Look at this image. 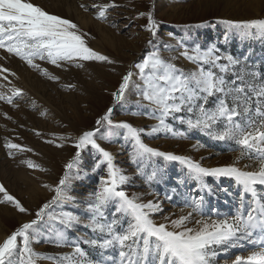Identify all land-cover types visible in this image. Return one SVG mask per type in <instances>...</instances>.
<instances>
[{"label": "snow or ice", "instance_id": "obj_1", "mask_svg": "<svg viewBox=\"0 0 264 264\" xmlns=\"http://www.w3.org/2000/svg\"><path fill=\"white\" fill-rule=\"evenodd\" d=\"M129 2L135 11L134 0ZM128 6L120 0L78 5L115 32L122 29L113 12ZM123 19L129 21L125 29L144 20L140 28L149 35L145 52L127 65L93 47L96 37L72 17L37 0H0V105L19 112L23 102L44 118L51 112L6 66L13 59L68 93L78 85L63 83L58 72L98 64L117 77L114 86L104 89L110 105L90 127L47 134L30 129L44 143L73 152L55 182L40 183L50 196L35 207L0 182V206L15 217H27L17 219L0 238V264H264V53L252 46L258 42L264 49V17L219 19L225 31L208 42L191 30L210 21L185 24L179 38L167 33L175 43L161 38L164 22L154 3ZM234 39L249 48L232 52ZM180 58L191 67L178 66ZM118 108L154 123L138 126L114 119ZM0 117L16 125H0L12 134L2 138L7 157L29 170L48 171L26 156L32 147L18 142L23 139L18 129L25 124L2 108ZM193 135L238 154L211 166L204 156L162 150L145 141ZM116 141L128 150L131 174L104 146ZM207 147L201 139L191 145L195 152ZM93 178L95 187L84 199L73 195L77 183ZM136 180L146 191H129L137 187ZM80 229L85 233L75 234ZM41 242L70 251L41 252L34 247Z\"/></svg>", "mask_w": 264, "mask_h": 264}, {"label": "rangeland", "instance_id": "obj_2", "mask_svg": "<svg viewBox=\"0 0 264 264\" xmlns=\"http://www.w3.org/2000/svg\"><path fill=\"white\" fill-rule=\"evenodd\" d=\"M37 2L78 21L96 37L92 42L93 47L123 61L125 65L139 58L145 52L149 35L140 28V25L145 23L142 19L125 29L124 25L129 24V21L123 19V16L135 15V11L143 10L153 3L155 4L157 17L164 22L161 25L160 36L166 42L171 43H175V41L169 40L167 33H175L176 37L179 38L185 33L183 28L185 24L195 25L205 20L210 21L211 23L204 28H193L191 30L200 41L208 42L218 40L225 31L224 25L216 23L219 19L264 17V0H134L135 11L129 0H120L121 3L129 6L113 12V16L122 29L121 32H115L106 25L95 21L90 13H84L78 7L82 2L91 4L93 0H37ZM249 46L248 43L241 45L239 41L234 39L231 42V51L234 53L240 52L249 48ZM252 46L257 54L264 53V49L261 48L258 42L252 44ZM165 55H168V53H165ZM176 62L178 66L191 67L183 58L178 59ZM6 66H10L14 71H17V74L21 77L19 84L25 87L30 95L34 96L42 105L51 110L49 116L44 118L37 113H33L23 102H21L22 110L19 112L10 109L7 105H0V108L9 111L14 119H19L21 123L25 124V128L18 129L23 137L18 142L25 143L34 150L33 153H27L26 156L48 169L45 172L29 170L25 166H18V160L14 161L7 157L2 147V138L5 135L12 134L0 127V182H4L10 191L18 197L24 198L26 203L35 207L38 200L50 196L48 192L40 187V183L43 181L55 182L62 171L63 163L70 158L73 149L67 147L64 150H58L54 146L44 143V140L37 137L30 129L35 127L42 133L47 134L50 132L71 131L74 127H90L95 116L102 113L110 105V97L104 89L114 86L117 77L109 74L105 67L98 64L88 65L85 70L73 69L68 72H58L57 74L61 75L63 83H76L78 85L77 91L68 93L61 90L57 84L46 81L38 74L26 71L17 59H13L10 65ZM89 76H91V79H89ZM85 105H87L86 110L84 109ZM113 118L129 120L138 126L154 123V121L147 120L143 116H133L119 108L115 111ZM57 121L60 124H68L69 128L67 130L61 128ZM4 124H7L8 128L16 127L12 122L0 117V125ZM45 138H47V135ZM197 139L203 140L208 144V147L201 149L199 152L193 151L191 145ZM145 141L151 146L159 147L162 150L190 154L196 158L204 156L206 157L204 163L211 166L231 162L238 154L229 151L225 145L208 142L206 138L199 135H193L191 138L183 140L166 136L145 137ZM104 146L115 154L118 164L126 168L131 174L133 167L128 163L127 148L123 147L119 141L105 143ZM210 153L211 155H209ZM172 171H176V166H173ZM135 183L137 187L130 188V192L146 191V189L139 187V180H136ZM224 183L228 184L229 182L225 181ZM94 187V178L83 180L75 185L73 195L78 199H84ZM165 207L171 210L170 205L166 204ZM17 219H27V217H15L9 208L0 206V238H3L5 230L11 228ZM85 231L80 229L75 234H83ZM34 247L36 250L45 253L70 251L68 248L53 247L44 242L36 244ZM40 264H51V262L42 260Z\"/></svg>", "mask_w": 264, "mask_h": 264}]
</instances>
